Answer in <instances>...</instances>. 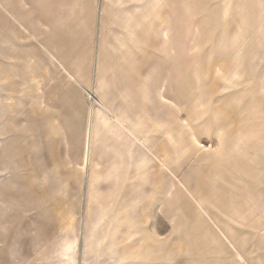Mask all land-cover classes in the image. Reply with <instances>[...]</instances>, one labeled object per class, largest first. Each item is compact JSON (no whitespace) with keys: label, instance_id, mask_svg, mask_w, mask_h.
Segmentation results:
<instances>
[{"label":"rangeland","instance_id":"374dc122","mask_svg":"<svg viewBox=\"0 0 264 264\" xmlns=\"http://www.w3.org/2000/svg\"><path fill=\"white\" fill-rule=\"evenodd\" d=\"M0 264H264V0H0Z\"/></svg>","mask_w":264,"mask_h":264},{"label":"bare ground","instance_id":"6f19581e","mask_svg":"<svg viewBox=\"0 0 264 264\" xmlns=\"http://www.w3.org/2000/svg\"><path fill=\"white\" fill-rule=\"evenodd\" d=\"M89 129V128H88ZM89 131V130H88ZM89 141L90 140H88V143H87V151H88V149H89Z\"/></svg>","mask_w":264,"mask_h":264}]
</instances>
